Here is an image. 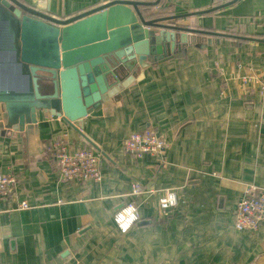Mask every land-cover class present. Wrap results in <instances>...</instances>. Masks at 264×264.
<instances>
[{
	"label": "crops",
	"instance_id": "crops-1",
	"mask_svg": "<svg viewBox=\"0 0 264 264\" xmlns=\"http://www.w3.org/2000/svg\"><path fill=\"white\" fill-rule=\"evenodd\" d=\"M41 1L59 18H69L111 0ZM227 1L163 0L159 6L184 14ZM195 16L187 18H195L190 28L199 25ZM202 22L210 34L189 32L191 40L174 58L142 69L119 102L103 101L76 124L79 131L62 113L36 111L35 128L8 133L9 121L28 116L32 103L29 97L4 101L0 172L18 181L15 193L1 202L0 264H264V222L256 232L234 224L244 185L264 188V0H236L204 14ZM234 27L240 35L228 33ZM95 28L100 31L97 21L82 32L72 29L66 43L89 37ZM25 42L26 57L54 61L51 29L29 21ZM0 60V87L21 89L10 54L0 53ZM111 63L91 71L107 95L117 91L116 69L125 73L128 66L123 58ZM84 72L78 70L80 87L90 78ZM81 98L85 104V90ZM66 100L68 108H78L72 84ZM145 128L164 135L163 154L140 159L126 152L124 140ZM56 143L93 149L102 180H62L53 157ZM136 182L143 191L134 196ZM170 190L177 204L164 212L159 200ZM22 200L28 208L19 207ZM130 204L138 219L123 231L115 214Z\"/></svg>",
	"mask_w": 264,
	"mask_h": 264
},
{
	"label": "water",
	"instance_id": "water-1",
	"mask_svg": "<svg viewBox=\"0 0 264 264\" xmlns=\"http://www.w3.org/2000/svg\"><path fill=\"white\" fill-rule=\"evenodd\" d=\"M162 1L111 0L69 18H59L57 10L46 8V1L32 0L25 4L18 0H0V24L5 29L8 39L6 50L22 80L21 89L6 85L0 87V109L4 110L5 100L10 101L14 98L29 97L32 103L28 116L22 115L18 122L9 121L8 133L12 128L17 131L36 127V111L62 113L63 118L79 131L76 124L92 113L103 101L119 102L128 92L133 81L140 77L142 69L174 58L177 50L185 46L189 32H209L189 26L165 23L178 16L148 17L143 13L142 6L157 7ZM235 1L231 0L210 9L185 13L181 16L197 15L199 16L198 24L201 26L204 13ZM29 21H35L52 30L55 42V59L52 63H40L25 56L26 23ZM92 21L98 22L99 32L95 33V28L89 33V37L86 35L83 40L66 43L68 32L74 28L82 32V26ZM120 34L122 37L118 41L116 37ZM94 48L97 50L90 54L87 53L75 59L70 58L72 54ZM121 58L128 63L127 72L121 73L116 69L117 91L115 90L113 95H107L99 74H92V68L95 69L98 63L114 65L115 63L111 62L119 61ZM88 59H91L90 62H83L76 66L79 62ZM78 70L82 74L86 73L85 70L89 72L90 78L85 79L84 87H80ZM70 84L76 90L78 100V108L75 111L67 107L66 89ZM81 90H85L88 96L85 104L82 102ZM6 121H8V115L5 113L3 121L0 122L2 131L6 130L4 127Z\"/></svg>",
	"mask_w": 264,
	"mask_h": 264
},
{
	"label": "built area",
	"instance_id": "built-area-1",
	"mask_svg": "<svg viewBox=\"0 0 264 264\" xmlns=\"http://www.w3.org/2000/svg\"><path fill=\"white\" fill-rule=\"evenodd\" d=\"M168 142L163 134L150 128L132 132L124 140L126 152L137 158L146 155H160L167 149ZM53 157L62 180L101 181L102 173L99 165L100 157L89 148L71 150L67 144L56 143L53 147ZM18 178L15 174L0 172V211L1 202L8 200L16 191ZM142 186L136 182L132 185L131 194L142 193ZM161 209L168 210L177 204L175 192L169 191L159 200ZM20 208H28L26 200L19 204ZM127 211L128 213H126ZM121 230L126 231L138 219L137 208L130 204L115 214ZM264 222V188L245 184L243 195L237 203L234 224L238 230L256 232Z\"/></svg>",
	"mask_w": 264,
	"mask_h": 264
},
{
	"label": "rangeland",
	"instance_id": "rangeland-1",
	"mask_svg": "<svg viewBox=\"0 0 264 264\" xmlns=\"http://www.w3.org/2000/svg\"><path fill=\"white\" fill-rule=\"evenodd\" d=\"M228 2V1H227ZM167 4V3H166ZM165 5V4H164ZM170 6V5H168ZM227 6V5H225ZM224 7V6H222ZM219 9V8H218ZM174 8L173 6H170V7H167V5L163 6V7H155V8H150L148 10H146V14L147 15H150V14H154V15H157L159 17L161 16H170V15H173V13H171V11L173 12ZM217 10V9H216ZM201 11V10H199ZM179 11H177V13L175 14H181V13H178ZM167 13H171L170 15L167 14ZM197 17V16H195ZM190 18V17H189ZM192 21H188V19L186 17H183V18H178L177 17L171 21H175L174 23H171L170 21H168L170 24H173V25H181V26H187V24L189 22H194L195 21V18L192 17ZM168 22H165L166 24H169ZM189 23V25L191 24ZM197 23H195L196 25ZM188 25V26H189ZM192 28H196V26H192ZM190 38V37H189ZM186 39L188 40V36H186ZM7 43H8V39H7V36H6V32H5V29H3V26L2 24H0V53H8L7 52ZM167 210H164V212H166ZM135 222V221H134ZM133 222V223H134Z\"/></svg>",
	"mask_w": 264,
	"mask_h": 264
},
{
	"label": "trees",
	"instance_id": "trees-1",
	"mask_svg": "<svg viewBox=\"0 0 264 264\" xmlns=\"http://www.w3.org/2000/svg\"><path fill=\"white\" fill-rule=\"evenodd\" d=\"M221 3H222V0H219ZM159 7H161V6H159ZM167 7H170V6H167ZM150 8H154V7H145V6H142V11H143V13L146 15V16H148V17H154V16H157V15H154V14H150V15H147L146 14V10H148V9H150ZM214 12H216V10H211V11H209V12H206V13H204V14H212V13H214ZM171 13H173L174 14V12H172L171 11ZM171 13H167V14H171ZM203 14V15H204ZM202 15V16H203ZM196 27L197 28H200L201 30L202 29H205V28H203L202 26H197L196 25ZM228 33H232V34H234V35H240L241 34V30H240V28H238V27H234V28H232L231 30H229L228 31ZM208 34H210V33H208ZM136 222V221H135Z\"/></svg>",
	"mask_w": 264,
	"mask_h": 264
},
{
	"label": "flooded vegetation",
	"instance_id": "flooded-vegetation-1",
	"mask_svg": "<svg viewBox=\"0 0 264 264\" xmlns=\"http://www.w3.org/2000/svg\"><path fill=\"white\" fill-rule=\"evenodd\" d=\"M188 13H190V12H188ZM183 13H181V14H173L174 16H178L177 17V19L178 18H183V17H186V18H188V16H181ZM185 14V13H184ZM191 16H193V15H191ZM191 16H189V17H191ZM175 21H171V23H174ZM188 25V24H187ZM186 26V25H185ZM190 37V34L188 35V40H191V37Z\"/></svg>",
	"mask_w": 264,
	"mask_h": 264
}]
</instances>
